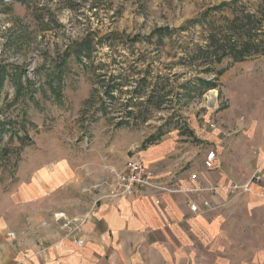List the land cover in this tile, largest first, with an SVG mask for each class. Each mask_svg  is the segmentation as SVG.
I'll return each instance as SVG.
<instances>
[{"label": "rangeland", "instance_id": "374dc122", "mask_svg": "<svg viewBox=\"0 0 264 264\" xmlns=\"http://www.w3.org/2000/svg\"><path fill=\"white\" fill-rule=\"evenodd\" d=\"M229 1L0 0V211L33 170L65 158L76 190L57 201L85 212L151 136L194 142L232 110L243 122L262 112L264 55L248 59L261 60L252 70L224 59L221 90L199 94V78L216 75L189 59L208 32L188 21ZM260 1L240 4L254 12Z\"/></svg>", "mask_w": 264, "mask_h": 264}, {"label": "crops", "instance_id": "0c3cea01", "mask_svg": "<svg viewBox=\"0 0 264 264\" xmlns=\"http://www.w3.org/2000/svg\"><path fill=\"white\" fill-rule=\"evenodd\" d=\"M260 61L240 63L252 70ZM257 108L248 111V121H240L236 109L209 121L212 130L194 135V142L174 133L135 150L132 156L163 188L116 195L113 187L85 212L57 201L76 190L69 160L33 170L5 196L0 264H264V107ZM212 149L216 160L208 169ZM60 212L69 226L55 220Z\"/></svg>", "mask_w": 264, "mask_h": 264}, {"label": "trees", "instance_id": "16d2710c", "mask_svg": "<svg viewBox=\"0 0 264 264\" xmlns=\"http://www.w3.org/2000/svg\"><path fill=\"white\" fill-rule=\"evenodd\" d=\"M240 2L241 0L223 2L188 21L192 25L205 22L208 32L205 44L196 45L189 59H200L206 64L204 70L207 73L215 72L216 75L214 79L199 78L200 95L210 89H219V78L226 72L227 67L216 69V64L222 63L224 59L237 63L264 55V0L258 3L254 12L246 9L245 4ZM224 8L231 9L234 14L232 19L224 18L220 22L210 17L212 11ZM185 28L182 27L181 30ZM160 136L153 135L148 138L144 147L153 144Z\"/></svg>", "mask_w": 264, "mask_h": 264}, {"label": "built area", "instance_id": "2783aa9c", "mask_svg": "<svg viewBox=\"0 0 264 264\" xmlns=\"http://www.w3.org/2000/svg\"><path fill=\"white\" fill-rule=\"evenodd\" d=\"M216 160V151L210 150L205 158L204 165L208 169H212L215 165ZM258 179H260L259 175H256ZM195 178V175L193 176ZM142 186H154L163 188L161 185H155L153 182V172L147 166V164L134 156L130 158L127 162L124 170L119 173L117 177V183L115 186V191L113 194L116 195H132V194H140ZM189 208L193 212L198 211V205L196 203H189ZM56 221H65L64 225L69 226L70 221L67 220V217L64 212L55 214ZM77 244L79 246L83 245L82 240H78Z\"/></svg>", "mask_w": 264, "mask_h": 264}]
</instances>
